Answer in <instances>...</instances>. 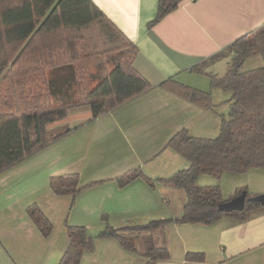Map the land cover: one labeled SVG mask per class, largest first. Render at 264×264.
<instances>
[{
    "label": "crops",
    "instance_id": "1",
    "mask_svg": "<svg viewBox=\"0 0 264 264\" xmlns=\"http://www.w3.org/2000/svg\"><path fill=\"white\" fill-rule=\"evenodd\" d=\"M91 1L138 48L133 67L154 87L92 122H88V107L70 109L62 121L52 126L82 124L77 130L0 173V264H57L68 242L65 221L85 228L94 225L99 232L105 224L119 228L118 225L178 217L185 193L174 188L167 178L188 163L165 145L181 129L195 137L207 135L212 117L158 85L172 77L210 91L209 78L190 68L206 63L205 72L221 76L228 59L207 62L208 59L264 24V0H181L150 29L147 24L155 16L157 0ZM221 62L223 69L217 71ZM199 75L208 78L206 86L192 80ZM118 147L123 148L120 151ZM103 158L114 163L111 173L101 170ZM156 158L159 160L154 162ZM152 162L155 167L150 166ZM136 167L143 168L153 186L138 178L119 187L115 178ZM75 172L80 186L96 184L74 197L55 196L49 188V178ZM223 178L224 175L219 184L226 201L243 191L246 198L264 195V168L227 177L230 187L226 194ZM31 204L58 225L57 243L52 233L42 238L26 213ZM52 216L59 218L53 220ZM155 237L169 253L168 258L155 264H264V204L252 206L243 219L225 216L209 225L165 224L154 230L153 240ZM112 240L100 239L98 243L108 246L106 242ZM116 244L118 258L112 256L107 261L109 253H104L99 264L144 263L142 257L134 256L135 252ZM188 252L203 253L205 261H186ZM84 256L81 264H95L97 256Z\"/></svg>",
    "mask_w": 264,
    "mask_h": 264
},
{
    "label": "trees",
    "instance_id": "2",
    "mask_svg": "<svg viewBox=\"0 0 264 264\" xmlns=\"http://www.w3.org/2000/svg\"><path fill=\"white\" fill-rule=\"evenodd\" d=\"M180 1L157 0L155 16L147 28L177 8ZM137 55L138 48L91 0H0V173L77 130L82 124L51 128L70 109L88 107V122H92L151 90L154 86L133 67ZM253 56H260L263 65L243 70L245 60ZM223 58L228 61L221 76L205 72L206 63L190 68L209 78L210 89L229 95L227 118L220 120L218 135L195 137L181 129L165 145L188 163L167 178L185 193L181 214L119 228L105 224L96 236L113 239L128 252L137 251L134 239L141 236L143 264H155L169 256L166 247L154 244L153 230L169 223L209 225L225 216L243 219L257 204L245 203L240 212L220 210L226 200L219 181L223 175H244L264 168V24L238 37L207 62ZM158 87L201 109L215 106L210 91L172 77ZM199 176L215 183L200 185ZM138 178L153 186V180L137 167L115 181L123 187ZM95 184L80 186L74 173L49 178L55 196L74 197ZM26 213L42 238H47L53 224L42 210L31 204ZM64 226L68 242L57 264H80L82 255L93 250L94 239L83 226L66 221ZM185 260L201 263L205 255L188 252Z\"/></svg>",
    "mask_w": 264,
    "mask_h": 264
},
{
    "label": "rangeland",
    "instance_id": "3",
    "mask_svg": "<svg viewBox=\"0 0 264 264\" xmlns=\"http://www.w3.org/2000/svg\"><path fill=\"white\" fill-rule=\"evenodd\" d=\"M256 61H260V62L256 63ZM218 65L219 66L217 68V71H221L223 69V63L221 62ZM261 65H263L262 58L260 56H253V57H249V58H247L245 60L243 66H242V69L245 70L247 68H252L253 66H261ZM204 77L199 75V76H195L194 79L192 78V80L194 82H196L197 84H199V85L206 86V83L208 82V78L206 76H204ZM204 81H207V82L205 83ZM210 92H212L211 93V98H212V101H213L215 106L213 107V109H209V110H207V109L204 110L203 109V111L208 112V113L211 114L212 124L209 127L210 132L206 133L207 135H203L202 137L214 138V137H216L218 135L220 120L222 118H227L228 104H227L225 99L228 97V93L224 92L222 90H219V89H215V88L211 89ZM63 123H65V121ZM57 125L58 124H56L54 126L51 125V128H53V127H55ZM148 140L150 141L151 139L149 138ZM122 148L123 147H118L117 149L121 151ZM108 151H111V150H108ZM97 152L98 151H96V153ZM130 155H132L131 152H130ZM178 157H179V159H181V161H185V163H187V161L182 156L179 155ZM158 158H159V156H158ZM158 158L153 159L154 162L158 161L159 160ZM163 161H165V159ZM154 162H152V164L150 166L155 167L153 165ZM101 164H102V167H103L101 170L102 171H106L107 173H111L114 170V168H115L113 162H111V161H109L107 159H104V158L101 160ZM118 166H120V164H118ZM137 168H139L144 173L142 167H137ZM97 171H98V169L96 170V172ZM74 174L78 175L77 172H75ZM230 176L231 175H224V178H223V186H222V188H223V191L225 192V194H226L228 188L230 187L229 181L227 180V179H229L227 177H230ZM202 177H204L207 182H205ZM78 178H79V175H78ZM210 179L211 178H209L207 176H199V178L197 180H198V183L200 185H209V184L215 183L214 180L212 181V179L211 180ZM211 182H213V183H211ZM220 185H221V182H220ZM52 218H53V220H57L59 217L52 216ZM53 226L54 227L52 228L51 233L54 235V238L56 239V243H57L58 239H59V234L57 232V226L58 225L57 224H53ZM93 226L94 225H92L90 228H86V230H87V234L89 236L93 237V239H94V248L95 249L93 248L92 252H90V253L89 252L84 253L85 256L83 254L82 257L84 256L87 259L89 256H97V260H96L95 264H99V262H101L103 260V258L105 257L103 255L104 253H109V255L108 254L106 255L107 261H110L111 259H113L112 256L118 258V256L115 253L116 248H114L115 247L114 245H117L116 244L117 242L115 240L114 241L112 240V242H106L108 244V246H104L103 244L98 243L99 240H100V239L96 238V236L98 234V229H97V227H93ZM109 226L111 227V225H109ZM118 226L122 227L123 225H118ZM153 232H154V230H153ZM153 232H151V233H153ZM153 241H154V244L156 246H161L160 245V241H158L157 237H155V240H153ZM134 244H135V248L137 250L135 252L134 256L137 257V258H140V259L142 257L143 260L145 261L144 257L141 255V253L143 252V239H142V237L141 236H137L134 239ZM81 260H82V258H81ZM80 264H81V261H80ZM107 264H109V262Z\"/></svg>",
    "mask_w": 264,
    "mask_h": 264
},
{
    "label": "water",
    "instance_id": "4",
    "mask_svg": "<svg viewBox=\"0 0 264 264\" xmlns=\"http://www.w3.org/2000/svg\"><path fill=\"white\" fill-rule=\"evenodd\" d=\"M245 202L264 204V195L246 198V193L243 191L232 199L221 203L219 209L229 213L240 212L244 209Z\"/></svg>",
    "mask_w": 264,
    "mask_h": 264
}]
</instances>
